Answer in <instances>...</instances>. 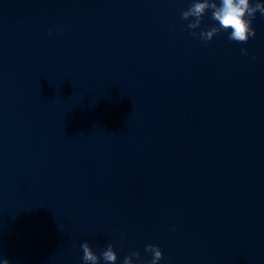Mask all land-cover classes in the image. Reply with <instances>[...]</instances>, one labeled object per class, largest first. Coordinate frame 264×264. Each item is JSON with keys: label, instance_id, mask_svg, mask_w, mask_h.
<instances>
[{"label": "water", "instance_id": "water-1", "mask_svg": "<svg viewBox=\"0 0 264 264\" xmlns=\"http://www.w3.org/2000/svg\"><path fill=\"white\" fill-rule=\"evenodd\" d=\"M72 2L126 137L159 263L264 264V16L246 44L223 31L205 43L181 19L192 0ZM210 16L197 33L215 25Z\"/></svg>", "mask_w": 264, "mask_h": 264}, {"label": "clouds", "instance_id": "clouds-1", "mask_svg": "<svg viewBox=\"0 0 264 264\" xmlns=\"http://www.w3.org/2000/svg\"><path fill=\"white\" fill-rule=\"evenodd\" d=\"M211 12V20L214 26L208 29H201L199 33L195 30L201 28L205 15ZM257 13L264 16V3L260 0H192L186 10L181 12V19L188 21L186 29L191 30V35H198L205 43L211 41L221 31L229 33L228 39L236 43L246 44L256 36L253 21ZM51 34V33H50ZM241 53L248 55V49L242 48ZM255 59V56H252ZM175 231V228L172 229ZM123 235V234H122ZM82 249L83 264H117L118 254L112 244H108L97 254L88 242L80 245ZM145 253L151 255V260L144 261L138 251H133L125 256L122 264H134L133 258L139 264H159L164 258L163 252L158 245L148 244L144 249ZM0 264H11L8 258H2Z\"/></svg>", "mask_w": 264, "mask_h": 264}]
</instances>
